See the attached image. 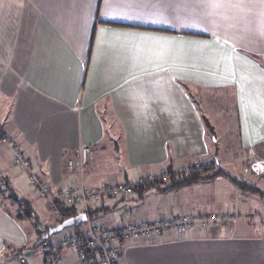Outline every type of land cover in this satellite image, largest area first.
Wrapping results in <instances>:
<instances>
[{
    "label": "crops",
    "instance_id": "0c3cea01",
    "mask_svg": "<svg viewBox=\"0 0 264 264\" xmlns=\"http://www.w3.org/2000/svg\"><path fill=\"white\" fill-rule=\"evenodd\" d=\"M226 94L246 151L238 181H260L252 167L264 160V0H0V102L11 111L0 140L14 152L11 164L29 162L3 170L0 156L9 186L0 194V264H45L47 246L88 224L224 213L220 224L185 234L123 240L118 264H264V224L255 229L246 208L255 194L221 176L142 197L103 196L76 207L84 221L60 226L56 203L67 190L215 163L217 140L206 137L203 100L198 107L193 97L206 110L208 96ZM83 147L84 164L70 168ZM98 155L101 167L124 168L119 178L99 171ZM210 184L218 203L200 199ZM15 197L33 217H21ZM53 255L56 264H79L69 246Z\"/></svg>",
    "mask_w": 264,
    "mask_h": 264
},
{
    "label": "built area",
    "instance_id": "2783aa9c",
    "mask_svg": "<svg viewBox=\"0 0 264 264\" xmlns=\"http://www.w3.org/2000/svg\"><path fill=\"white\" fill-rule=\"evenodd\" d=\"M6 142H12L10 139H4ZM88 154V149L83 147L76 159L68 161L70 168H80L84 164ZM14 163L20 168L29 166V162L20 156L14 157ZM194 168H202L200 163H194ZM260 167L264 172V160ZM185 174L190 171L186 166L180 169ZM163 179L167 178L166 169L161 173ZM5 184L0 179V188ZM48 187L43 186L42 192L47 191ZM133 193L130 185L124 183L102 184L96 188H83L80 191L67 190L64 192V201L66 205L84 206L87 203L96 201L103 196L116 197L119 195H128ZM228 219L226 213L221 215H212L196 218L185 214L174 218H160L152 221L134 220L122 224L119 227H106L98 224H88L86 228L79 227L66 233L65 237L58 245H49L46 247L45 264H56L54 251L59 246H69L73 249L75 257L79 264H118V246L119 243L127 239H153L159 237L163 232L171 231L175 234L187 233L195 224L207 228L218 225Z\"/></svg>",
    "mask_w": 264,
    "mask_h": 264
},
{
    "label": "rangeland",
    "instance_id": "374dc122",
    "mask_svg": "<svg viewBox=\"0 0 264 264\" xmlns=\"http://www.w3.org/2000/svg\"><path fill=\"white\" fill-rule=\"evenodd\" d=\"M207 98H208L209 106L211 107L209 108V106H207L208 109L204 110L203 109L204 104H205L204 98L199 97V96L193 97V99L196 100V104L198 107H201V104H202L203 106L202 110L204 112L203 114H206L208 116L209 123L213 125L214 133H212L211 129H209L203 122V124L206 127L205 128L206 137H207V133H209V136L211 137L212 141L217 140L215 142V145L211 146L210 152L216 155L215 163H217V167L220 168L222 172H224L230 177L235 178L236 180H242L243 175H240V173H242L243 165L246 164L245 163L246 162V151L244 150L242 143H241L239 127H238V122H237V114H236V110L234 109L233 100L231 99V96L227 94L223 95L222 97L211 95V96H208ZM227 99L228 101L226 102ZM200 100H203L202 101L203 103L200 104L199 103ZM9 113H11V111H8V109L6 110L5 107H3V105L0 102V123L5 122L7 124V121L9 120L8 119ZM202 116L203 115L201 113V117ZM118 129L119 128L115 126H112L111 128L112 132L119 135V132H117ZM5 139H8V138H5ZM7 143H10V142H7ZM105 152L104 154L107 157H109L112 154L111 150H107ZM13 153H14L13 150L10 149L6 144L2 143L0 140V156L2 157L1 167H3V170L7 169L8 167L10 168L19 167L15 163H14L15 164L14 166L10 162V159ZM98 156L100 157L98 164H99V167H101V163L103 162L102 160H104L103 155H98ZM261 162L262 161L254 164V166L252 167V170L254 171V173L260 176V181L257 179L256 180H253V179L243 180V183L249 186H253L259 190L263 189V191L260 190L262 194L254 193L255 196H253V200L250 203L251 209L249 206H246V208L248 209V213L251 212V216H249L248 218L253 224V226H255V229H257V226L259 224L261 223L264 224V172L262 171V168L260 167ZM209 164L211 165L212 163H209ZM201 165L203 166L206 164H201ZM103 166H105V163H103ZM105 168L101 167L99 171H101L102 174L107 175L110 178H112V176H114V178H119L118 174L124 170L123 167L120 169L121 171L118 169L110 170V168L109 169H105ZM0 170L1 172H3L1 168ZM122 178L123 176L120 179ZM223 178H225V176L220 177V179H223ZM220 181H223V180H220ZM210 185L211 186L208 188V191L206 192V194L204 195L200 194V199L204 202H210L211 200H214L218 203L219 199L216 196H214V193L212 192V191H215V188L217 190L218 187L215 186L214 188V185L212 184ZM0 194H2V191H0ZM3 194L8 195L6 191H4ZM39 245L40 244L38 243V246H35L36 249L40 247ZM23 257L24 255L19 256L18 258L19 260H22ZM2 258L5 259L6 257L1 256V260Z\"/></svg>",
    "mask_w": 264,
    "mask_h": 264
},
{
    "label": "trees",
    "instance_id": "16d2710c",
    "mask_svg": "<svg viewBox=\"0 0 264 264\" xmlns=\"http://www.w3.org/2000/svg\"><path fill=\"white\" fill-rule=\"evenodd\" d=\"M202 120L204 124L212 131V127L209 125V121L204 115L202 116ZM211 163H212L211 165L210 164L203 165L201 169L190 167V171L187 174H185L184 172L175 171L174 169L171 168V166H167L166 167V171H167L166 179H163L160 174L159 176H154L149 179H143L135 183H131L128 181H125L123 183L130 185L133 189V192L137 196L142 197L144 193L150 190H153V189L159 192H164V191H168L171 189L179 188L181 186L190 185V184L202 181V180L214 179L218 176H225L232 183L236 184L241 190H247L253 193L262 194V192L259 189L253 186H249L243 182H239L235 178L230 177L224 172H222L221 169L217 167L216 163L214 162H211ZM215 166L217 168H215ZM0 179L3 182H5V188L4 189L0 188V191L8 189L9 186L7 184L6 179L3 177L2 178L0 177ZM10 195L15 196L12 193ZM14 199H15V202L16 201L19 202L18 204L20 207L19 211H20L21 217L23 218L33 217L32 208L30 207L27 201L23 199H19L17 197H15ZM56 208L61 218L60 223L70 218H74L75 216L78 215V211L75 205H66L64 202L58 201L56 203Z\"/></svg>",
    "mask_w": 264,
    "mask_h": 264
},
{
    "label": "water",
    "instance_id": "95a60500",
    "mask_svg": "<svg viewBox=\"0 0 264 264\" xmlns=\"http://www.w3.org/2000/svg\"><path fill=\"white\" fill-rule=\"evenodd\" d=\"M86 219L85 214H78L77 216H75L74 218H70L68 220H65L61 223V227L70 225V224H78L82 221H84Z\"/></svg>",
    "mask_w": 264,
    "mask_h": 264
}]
</instances>
